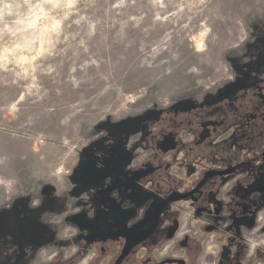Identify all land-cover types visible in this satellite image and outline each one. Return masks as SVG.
<instances>
[{
    "label": "rangeland",
    "instance_id": "rangeland-1",
    "mask_svg": "<svg viewBox=\"0 0 264 264\" xmlns=\"http://www.w3.org/2000/svg\"><path fill=\"white\" fill-rule=\"evenodd\" d=\"M259 79L264 0H0V264H86L92 253L73 256L77 240L110 219L103 199L86 212L73 192L93 187L82 159L105 148L140 161L161 137L154 128L190 126L189 112L227 104L239 126L212 152L262 151ZM183 165L171 168L176 187L188 179ZM156 202L145 196L127 221L146 225ZM179 205L174 237L154 248L159 259L178 256L196 229ZM214 235L192 264L211 263L203 258Z\"/></svg>",
    "mask_w": 264,
    "mask_h": 264
},
{
    "label": "flooded vegetation",
    "instance_id": "flooded-vegetation-1",
    "mask_svg": "<svg viewBox=\"0 0 264 264\" xmlns=\"http://www.w3.org/2000/svg\"><path fill=\"white\" fill-rule=\"evenodd\" d=\"M254 96L259 109H264V83ZM231 109L227 104L201 107L184 119L190 126L174 120L175 129L165 132L164 128H154L161 137L155 138L152 154L137 162L128 148L121 146L83 158L84 178L97 186L81 190L78 185L73 195L77 199L84 196L86 200L80 204L86 212L94 210L95 198L103 199L98 209L110 222L86 234L84 240L78 239L73 256L91 252L86 264H192V254L202 246L207 232H212L216 244L211 241L205 246L203 261L264 264V149L259 151L243 143L241 147L231 145L230 155L212 152L213 147L223 146L226 128L231 132L238 129V118L233 116L234 121L229 115ZM165 124L170 123L164 120ZM175 165L189 166L182 188L170 178ZM145 196L157 202L148 223L139 227L138 221H128L137 218ZM179 203V207L185 205L192 210L187 225L196 229L180 243L178 256L159 259L152 255L154 248L174 237L179 214L171 208ZM119 215L123 220L115 221Z\"/></svg>",
    "mask_w": 264,
    "mask_h": 264
}]
</instances>
